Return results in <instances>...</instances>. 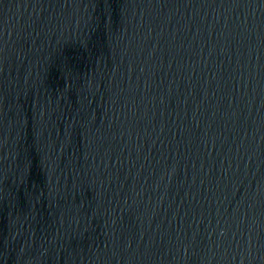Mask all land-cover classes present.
Returning a JSON list of instances; mask_svg holds the SVG:
<instances>
[{"label": "water", "instance_id": "water-1", "mask_svg": "<svg viewBox=\"0 0 264 264\" xmlns=\"http://www.w3.org/2000/svg\"><path fill=\"white\" fill-rule=\"evenodd\" d=\"M0 264H264V0H0Z\"/></svg>", "mask_w": 264, "mask_h": 264}]
</instances>
